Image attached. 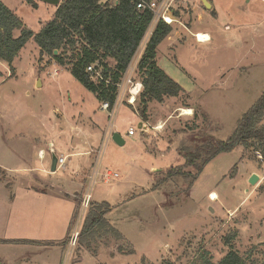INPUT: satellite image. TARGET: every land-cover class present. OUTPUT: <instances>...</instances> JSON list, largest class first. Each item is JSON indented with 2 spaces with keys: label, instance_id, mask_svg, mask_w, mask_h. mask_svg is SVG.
<instances>
[{
  "label": "rangeland",
  "instance_id": "1",
  "mask_svg": "<svg viewBox=\"0 0 264 264\" xmlns=\"http://www.w3.org/2000/svg\"><path fill=\"white\" fill-rule=\"evenodd\" d=\"M2 1L35 33L57 10L42 0ZM209 1L211 9L201 0H178L184 26L173 24L177 33L159 45L158 61L183 92L153 101L145 120L137 111L140 99L135 106L125 99L114 120L123 146L113 139L102 146L109 121L101 101L68 66L48 55L40 59L33 38L12 66L0 60L2 264H189L205 251L218 262L231 248L249 264L262 261L264 154L238 145L211 160L193 185L194 168L167 179L170 167L185 162L180 145L227 139L264 93V0ZM192 29L208 31L213 40L198 43ZM169 42L175 51L166 49ZM182 108L192 113L183 114ZM131 126L134 136L127 135ZM53 153L65 156V163L51 174L43 168L50 170ZM85 169L81 198L91 194L89 214L94 203L106 202L107 221L86 233L84 222L70 245L81 200L52 185L78 183L83 175L78 172ZM107 170L120 177L104 182ZM253 174L260 177L255 184Z\"/></svg>",
  "mask_w": 264,
  "mask_h": 264
},
{
  "label": "trees",
  "instance_id": "2",
  "mask_svg": "<svg viewBox=\"0 0 264 264\" xmlns=\"http://www.w3.org/2000/svg\"><path fill=\"white\" fill-rule=\"evenodd\" d=\"M29 2L35 5L32 0ZM211 11L216 14L213 9ZM174 13L178 15V10ZM151 20V12L138 11L133 0H61L54 17L35 33L0 0V60L12 66L19 52L33 38L40 48V59L48 55L60 66H68L74 77L93 91L101 102L108 100L113 103L116 83L128 66ZM16 31H19V35H16ZM171 32L172 26L160 21L138 64V77L144 88L139 96L137 111L144 120L148 117L153 101L163 102L165 98L178 97L183 92V87L158 65L156 59L158 46ZM111 60L114 61L113 66L110 65ZM97 61L103 66L105 80L94 81L87 71V67ZM263 118L264 93L237 121L227 139L209 137L194 146L180 145L178 151L185 162L177 167H170L167 179L177 174H186L188 168H194L196 172L192 175L193 185L211 160L221 153L232 151L238 145L251 147L263 155ZM188 177L185 176L186 179ZM108 210L106 202L94 203L86 217L83 232H89L106 222ZM5 242L32 243L30 240ZM142 264L150 263L143 260ZM189 264L249 263L238 250L231 248L218 262H214L211 253L205 251L199 253ZM259 264H264V258Z\"/></svg>",
  "mask_w": 264,
  "mask_h": 264
},
{
  "label": "built area",
  "instance_id": "3",
  "mask_svg": "<svg viewBox=\"0 0 264 264\" xmlns=\"http://www.w3.org/2000/svg\"><path fill=\"white\" fill-rule=\"evenodd\" d=\"M138 11H149L152 14V20L148 25L142 39L140 40L128 66L125 71L122 72L120 80L116 83V93L114 102L111 103L108 100L101 102V109L108 113V124L105 126L103 135L101 138L102 146L107 144V142L112 139V136L115 131L114 120L116 118L118 109L123 101L126 99L127 103L132 106L136 105V102L143 91V83L138 77V64L140 58L143 55L145 47L154 33L155 28L157 27L160 21H164L168 25L173 26L175 22H178L176 18L175 11L178 9L176 6L178 0H133ZM195 37L197 41L206 42L210 40V37L200 38V33H196ZM87 71L91 73V77L94 81L105 80L103 74V66L97 61L96 63L90 64L87 67ZM59 70L55 69L53 75H58ZM108 82V80H106ZM143 128V127H142ZM147 128V126H146ZM145 129V128H144ZM136 134V129L134 127H129L127 131L128 136H134ZM101 148L99 150L100 154ZM262 158V156L260 155ZM65 163V157H60L58 159L57 166L58 168ZM97 174V173H96ZM104 182L108 183L119 178V174L113 170H107L103 173ZM91 194L87 192L85 196L81 198L79 207L77 209L76 224L72 236L70 237V245H75L81 229L86 220L88 209L91 202ZM69 245V246H70Z\"/></svg>",
  "mask_w": 264,
  "mask_h": 264
},
{
  "label": "crops",
  "instance_id": "4",
  "mask_svg": "<svg viewBox=\"0 0 264 264\" xmlns=\"http://www.w3.org/2000/svg\"><path fill=\"white\" fill-rule=\"evenodd\" d=\"M202 2V1H201ZM212 8H213V5H212ZM177 10H179V9H177ZM176 10V11H177ZM198 13H201V12H198ZM199 17H200V14H199ZM176 18L178 19V22L181 24V25H183L184 26V24L183 23H181L182 21H181V16L179 15V13H178V15L176 14ZM176 23V22H175ZM174 23V24H175ZM189 32H190V29L188 30ZM177 33V31H172L171 32V35H173V34H175V33ZM201 32V34H207V35H209V37H210V40L212 41L213 40V37L211 36V34L208 32V31H206V30H191V34L194 36V34H196V33H200ZM171 35L167 38L168 40H169V38H171ZM209 40V41H210ZM209 41H206V42H209ZM198 43H203V42H201V41H197ZM162 43V42H161ZM160 43V44H161ZM159 47V46H158ZM166 49H171V50H174V48H172L171 46H170V42L168 43V45H166ZM175 51V50H174ZM156 59H157V63H158V65H159V61H158V49H157V57H156ZM112 62L114 63V61L112 60ZM39 82L42 84V82H41V80H39ZM180 107H178V109H179ZM143 123L144 122H141L140 124H141V126H143ZM94 125V124H93ZM105 129V128H104ZM104 131V130H103ZM86 135L87 136H89V135H91L90 134V132H86ZM136 135V134H135ZM126 141V140H125ZM50 144V147H51V150H52V152H55V142L54 141H52V140H50V142H49ZM126 144V143H125ZM93 150V149H92ZM86 151V153L87 154H90L91 152H93V151ZM40 156H41V158H43L44 156H45V151H44V149H40ZM53 155H55L54 153H53ZM63 157H65V156H63ZM52 165V164H51ZM29 169H31L32 170V172L34 171V167H31V168H29ZM57 169H58V166H57ZM56 169V170H57ZM9 171H11V172H13V173H15L16 172V170L15 169H11V167H9ZM43 171H45V172H51V168H50V170L49 169H45V168H43ZM83 171V170H82ZM79 173V175L81 174H83L82 175V179H81V181L80 182H78L77 183V181L75 180V182L74 181H72V180H69V182L68 183H62V185L61 186H57V185H52L53 186V188L54 189H58L60 192H63V193H67L69 196L68 197H71V199H75V198H77V199H80L81 200V194H82V186L84 185V183H85V180H86V178H87V176H88V171L85 169L84 170V172L83 173H81L80 171L78 172ZM77 173V174H78ZM51 174H54V172H51ZM78 176V175H77ZM60 184V183H59ZM34 189V188H33ZM49 192V191H48ZM12 201H13V199H12ZM113 224V223H112ZM33 240H35V239H33ZM36 242H37V240H36ZM27 260V259H26ZM4 263V262H3ZM1 264H2V261H1ZM4 264H11V263H4Z\"/></svg>",
  "mask_w": 264,
  "mask_h": 264
},
{
  "label": "water",
  "instance_id": "5",
  "mask_svg": "<svg viewBox=\"0 0 264 264\" xmlns=\"http://www.w3.org/2000/svg\"><path fill=\"white\" fill-rule=\"evenodd\" d=\"M43 2L45 3H48V4H52V5H55V6H59L60 3H61V0H42ZM203 5L208 8V9H211L212 8V3L209 1V0H201ZM57 53V51H56ZM40 83V82H39ZM140 128L141 127V124H140ZM112 139L120 146H123L125 145L126 141H125V138L121 135V133H119L118 131L114 132L113 136H112ZM58 157L56 155H53V158H52V165H51V172H55L56 169H57V163H58ZM259 175L257 174H253L251 176V183L255 184L258 180H259ZM0 264H1V261H0Z\"/></svg>",
  "mask_w": 264,
  "mask_h": 264
},
{
  "label": "bare ground",
  "instance_id": "6",
  "mask_svg": "<svg viewBox=\"0 0 264 264\" xmlns=\"http://www.w3.org/2000/svg\"><path fill=\"white\" fill-rule=\"evenodd\" d=\"M209 37V35H207V34H203V35H201V33H200V38H203V37ZM182 111H183V114H191L192 113V109L191 108H182L181 109ZM210 198L212 199V200H216L217 198H218V195H217V193L216 192H214V191H212V193L210 194Z\"/></svg>",
  "mask_w": 264,
  "mask_h": 264
}]
</instances>
